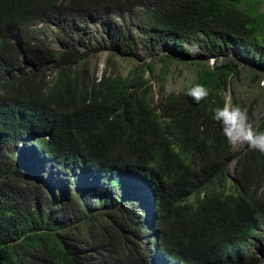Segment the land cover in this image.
Listing matches in <instances>:
<instances>
[{
    "label": "trees",
    "instance_id": "obj_1",
    "mask_svg": "<svg viewBox=\"0 0 264 264\" xmlns=\"http://www.w3.org/2000/svg\"><path fill=\"white\" fill-rule=\"evenodd\" d=\"M137 31L182 47L162 51V84L172 61L191 62L210 95L123 72ZM92 42L111 51L100 77ZM186 42L264 63L261 0H0V264L262 261L264 153H233L213 119L237 64L189 61Z\"/></svg>",
    "mask_w": 264,
    "mask_h": 264
},
{
    "label": "rangeland",
    "instance_id": "obj_2",
    "mask_svg": "<svg viewBox=\"0 0 264 264\" xmlns=\"http://www.w3.org/2000/svg\"><path fill=\"white\" fill-rule=\"evenodd\" d=\"M261 4L264 12V0H261ZM102 28L103 27L101 25H94V31L96 35H98V38H101L102 36ZM135 39L137 41V46L132 55L130 53L126 54L125 52H121L122 54L116 57L115 63L122 69L123 72L128 73L132 68L137 66L144 67L148 73L147 75L149 76V79L157 86L158 91L160 90L158 83L161 85L164 84L166 94L177 93L182 90H187L193 86V82L197 78V67L191 64V62L183 63L172 61L166 82H163L162 84L161 81H159L158 75L163 67L161 58L162 51L168 53L174 52L179 49L177 45L170 47L164 41L158 40L153 42L149 39L145 41L143 33L141 34L140 32H137ZM102 45L92 42L89 46L90 49H96L95 47H98V49L92 53L88 62V66L91 71L96 72L98 77L103 74L108 64V56L111 52L109 47L106 49L104 44ZM184 49L188 51L189 61H193L195 58L202 59V64L204 63L209 67H213L216 63L225 64L229 60L236 62L238 73L231 78L226 96L230 99L231 96L234 95L239 102L245 103L247 108H250V113L255 118V124H253L255 129L259 123V119L264 116V66L260 65L262 61H260L259 58L255 59L249 54H244L241 51H235L236 48L234 46L226 52H216V54L214 51H206L201 47L199 48L193 46L190 42L185 44ZM147 62L153 63L155 66L154 72L148 70V67H146ZM235 146L237 147L242 145ZM234 173L235 170L232 163L229 174L230 176H233ZM58 187L61 189L60 186ZM68 192L69 196H73L74 188L69 187ZM136 239L144 246H150L146 235L137 236ZM152 246V252L155 253L154 244ZM259 264H264V260Z\"/></svg>",
    "mask_w": 264,
    "mask_h": 264
},
{
    "label": "clouds",
    "instance_id": "obj_3",
    "mask_svg": "<svg viewBox=\"0 0 264 264\" xmlns=\"http://www.w3.org/2000/svg\"><path fill=\"white\" fill-rule=\"evenodd\" d=\"M137 32H140L142 34V31H137ZM137 32L135 33V35L137 34ZM143 34L149 36V34L145 32H143ZM152 41L155 42L156 40H152ZM159 41L166 42L170 47L179 44V43L178 44L175 43L174 41L173 42H169L166 40H159ZM187 43L188 42H186L185 44ZM181 48L182 47H179V49ZM248 53H244V54H248ZM250 54L252 53H249V55ZM261 64L264 66L263 62ZM165 95L168 94L165 93ZM187 95L190 96L195 103L199 104L201 101H204L210 95V93H209V89L204 84L196 83L187 90ZM230 99H228L227 97V104H225L223 107H216L214 109L213 119L221 125L223 135L226 137L230 147L233 149L232 152L236 153L239 151L234 145H247V147L250 150H257L261 153H264V131L259 130L258 124L254 129L253 124H255V122L254 121L250 122L247 108L242 107L238 104H231ZM261 155L263 156V165H264V155L263 154ZM232 163H233V168L235 170L234 162ZM144 235H146L148 244H151L152 242L148 236L153 235V232H144L143 234H140V236H144ZM154 242L151 244V246L154 244ZM263 260L264 258L262 259V261Z\"/></svg>",
    "mask_w": 264,
    "mask_h": 264
},
{
    "label": "bare ground",
    "instance_id": "obj_4",
    "mask_svg": "<svg viewBox=\"0 0 264 264\" xmlns=\"http://www.w3.org/2000/svg\"><path fill=\"white\" fill-rule=\"evenodd\" d=\"M235 146V145H234ZM236 147V146H235ZM239 151L245 152L248 151L249 148L247 147V145H242V146H237L236 147ZM25 194V193H24Z\"/></svg>",
    "mask_w": 264,
    "mask_h": 264
}]
</instances>
